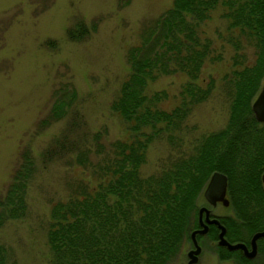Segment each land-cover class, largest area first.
I'll return each mask as SVG.
<instances>
[{"label":"trees","instance_id":"obj_1","mask_svg":"<svg viewBox=\"0 0 264 264\" xmlns=\"http://www.w3.org/2000/svg\"><path fill=\"white\" fill-rule=\"evenodd\" d=\"M214 9H220L226 22V40L234 47L232 62L237 64L227 78L226 122L201 135L191 151L171 155L165 165L143 175L140 165L147 143L161 134L177 139L191 108L211 91L212 79L202 84L199 74L206 60L219 55H212L211 40L201 34L200 25ZM74 26L68 29V37H81L85 26L82 22L75 30ZM230 31L235 34L230 36ZM243 39L253 47L249 63L240 51ZM124 57L128 70L110 109L126 123L128 136L104 143L96 131L89 134L87 145H73L65 136L56 143L58 156L65 154L68 162L90 174L69 183L67 195L50 205L48 264H167L189 231L198 226V199L214 170L226 176L232 210L218 217L225 237L246 242V236L264 226V123L254 118L250 108L264 74V0H171L157 16L142 23L137 42L126 48ZM174 73L186 79L179 84L177 103L165 109L159 103L166 99V91L147 87L158 76ZM50 97L40 126L67 116L76 91L70 81H64L51 90ZM32 166L25 149L0 196V223L24 213ZM206 233L216 237L217 227L208 224ZM217 247L222 258L234 257L240 263L264 259V237L256 240L252 258L239 249ZM5 260L0 245V264Z\"/></svg>","mask_w":264,"mask_h":264},{"label":"rangeland","instance_id":"obj_2","mask_svg":"<svg viewBox=\"0 0 264 264\" xmlns=\"http://www.w3.org/2000/svg\"><path fill=\"white\" fill-rule=\"evenodd\" d=\"M170 3L171 0H0V196L25 149L33 162L25 188L24 213L0 223L5 264L49 263L46 230L50 205L67 195L69 183L89 178L90 174L68 162L65 154L58 156L56 143L65 136L73 145H87L89 134L96 131L104 143L128 136L126 123L110 109V101L128 70L125 50L137 42L142 23ZM220 14V9L212 10L200 25L201 34L211 40L212 55H219L206 60L199 74L202 84L212 79L211 91L191 108L177 139L161 134L147 143L140 165L143 175L165 165L169 156L191 151L201 135L222 128L226 122L230 91L227 78L237 64L233 65L234 47L226 40L229 31ZM80 22L85 26L82 36L68 37V29L77 23L75 30ZM245 42L240 51L249 63L253 47ZM185 79L180 73L164 74L149 82L147 88L164 89L167 97L159 105L169 109L177 103L178 87ZM64 81H70L76 91L72 109L67 116L40 126L51 104V90ZM225 196L228 199L227 185ZM200 205L210 208L211 217L232 214L229 203L207 204L202 191L197 203ZM249 237L244 238L246 242L236 241L248 245ZM196 241L200 249L192 264H256L222 258L217 246L223 245L217 244V236L204 232L197 235ZM191 247L188 237L167 264H185ZM257 264H264V259Z\"/></svg>","mask_w":264,"mask_h":264},{"label":"water","instance_id":"obj_3","mask_svg":"<svg viewBox=\"0 0 264 264\" xmlns=\"http://www.w3.org/2000/svg\"><path fill=\"white\" fill-rule=\"evenodd\" d=\"M250 108L253 112V116L256 120L264 122V77L261 81L260 87L251 101ZM261 180H264V172L261 174ZM226 176L224 173L214 170L210 173L203 189L202 197L209 205H215L216 202L226 205L228 200L225 196ZM210 208L205 205H200L197 209V219L199 227L192 228L189 231V240L191 242V248L186 252L185 264H192L196 260V253L200 247L197 244L195 234L204 233L207 229L208 223H213L218 228L217 232V244L225 246L227 249H241L242 253L246 257H252L256 253V239L264 236V227L262 229L254 231L248 240V245L242 241L230 242L224 237L225 228L222 223L219 222L217 217H209Z\"/></svg>","mask_w":264,"mask_h":264},{"label":"flooded vegetation","instance_id":"obj_4","mask_svg":"<svg viewBox=\"0 0 264 264\" xmlns=\"http://www.w3.org/2000/svg\"><path fill=\"white\" fill-rule=\"evenodd\" d=\"M209 216L211 217V216H213V214L210 212V213H209Z\"/></svg>","mask_w":264,"mask_h":264}]
</instances>
